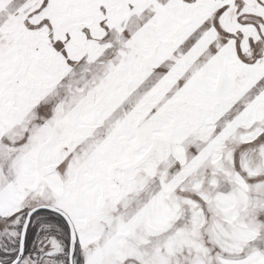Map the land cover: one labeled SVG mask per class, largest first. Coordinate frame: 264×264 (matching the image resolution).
I'll return each mask as SVG.
<instances>
[{"label":"snow or ice","instance_id":"snow-or-ice-1","mask_svg":"<svg viewBox=\"0 0 264 264\" xmlns=\"http://www.w3.org/2000/svg\"><path fill=\"white\" fill-rule=\"evenodd\" d=\"M0 264H264V0H0Z\"/></svg>","mask_w":264,"mask_h":264}]
</instances>
